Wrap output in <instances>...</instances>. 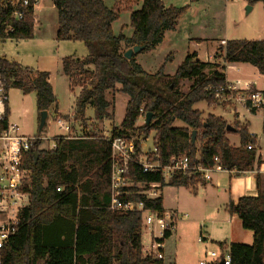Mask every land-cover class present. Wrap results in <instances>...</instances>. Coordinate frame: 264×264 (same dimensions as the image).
I'll list each match as a JSON object with an SVG mask.
<instances>
[{"label": "trees", "instance_id": "obj_1", "mask_svg": "<svg viewBox=\"0 0 264 264\" xmlns=\"http://www.w3.org/2000/svg\"><path fill=\"white\" fill-rule=\"evenodd\" d=\"M8 1L0 0V44L8 39L32 38L34 7H29L23 19L15 20ZM52 1L58 12L57 39L83 41L88 48L85 57L71 55L62 61L70 89L80 88L75 100L76 119L85 120L87 105L94 108L95 119L113 118L115 95L109 100L107 94L122 92L129 100L123 121L111 131L112 137L135 138L140 148L141 141L155 132L154 147L163 164L173 155L186 154L192 161L212 167L216 164L214 157L219 156L222 167L241 172L253 170L258 142L251 136L248 125L233 123V132L240 136V145L233 147L226 136L229 123L214 114L204 118L203 112L194 107L201 101L209 106L218 104L214 90L206 88L225 84L226 75L222 70H208L220 64L203 61L192 52L169 76L165 74L166 63L156 73H149L135 54L130 59L124 56L129 48L137 45L142 46L140 53L155 49L163 41L165 32L175 29L187 5L166 6L163 0H142L141 7L130 14L132 33L126 35L122 30L118 34L114 32L113 23L120 13L104 0ZM247 2L251 6L257 2L264 5V0ZM9 25L12 31L8 30ZM172 57L170 53L166 61ZM214 57H222L225 63H249L264 76V38L226 40L225 45L218 46ZM0 74L9 89L19 88L24 94L35 91L39 112L51 107L57 111V97L48 71L21 66L0 54ZM185 79L192 81L188 91L181 89V81ZM141 107L145 122L138 125ZM147 113H152L149 123ZM9 115L7 104L5 122ZM177 120L185 125L177 126ZM40 143L24 158V166L32 170L28 188L31 200L19 213L16 233L1 250L0 264H165L164 259L143 251L142 213L108 209L111 147L107 140L61 137L55 150L40 149ZM71 159L74 164L68 171L65 164ZM88 173L89 179L82 186L81 179ZM128 177L135 183L162 179L159 173H143L135 164L131 165ZM205 182L199 175H177L170 181L178 186ZM58 187L63 189L59 191ZM127 189L135 192L127 198L143 200L146 207L164 208L162 195L147 199L136 193L139 186ZM227 209L237 214L242 226L253 231L254 236L251 244L219 242L221 248H228L229 264H264V194L259 191L255 196L242 195L230 201ZM170 236L166 234V238ZM215 264L225 263L219 260Z\"/></svg>", "mask_w": 264, "mask_h": 264}, {"label": "rangeland", "instance_id": "obj_2", "mask_svg": "<svg viewBox=\"0 0 264 264\" xmlns=\"http://www.w3.org/2000/svg\"><path fill=\"white\" fill-rule=\"evenodd\" d=\"M104 1L106 5L115 7L120 13L119 19L113 23L114 32L118 34L122 30L126 35H131L130 14L133 10L141 7L142 0ZM164 2L177 7L186 5L188 7L179 18L175 29L165 32L166 39L164 42L153 50L135 54L136 60L149 73H156L165 63L167 73L175 72L180 62L185 58L187 45L192 37L205 39L202 46L198 48L203 59H207L212 50L216 53L218 48L215 47L218 43L216 39L220 37L229 39L264 38V5L262 2L252 5L249 12L247 11V0H164ZM37 13V15L46 13L48 17V24L44 32H34V36L29 39H8L0 44V53L2 56L15 59L24 66L49 71L51 85L57 97L58 111L67 115L73 111L80 88L76 87L74 91L70 89L69 79L62 70V61L71 55L85 57L88 54V48L83 41L57 39V11L52 0H40ZM221 44L223 45L220 41L219 45ZM170 53L173 54V57L170 61H166ZM213 59L218 62L214 63L217 65L223 62L222 58L215 59L213 57ZM191 84L192 81L187 80L181 84V89L188 91ZM113 95H116L115 114L112 119L103 121L108 130L105 131L103 124L101 125L102 122L96 121V125H91L94 122L89 123V119L85 117L84 124L86 127L88 126L87 129L76 131L73 127L75 132H72L70 136L103 137L111 134L110 130L113 126H120L125 116L129 96L122 92L114 94L110 91L108 99L112 100ZM8 100L11 111L9 121L18 123L24 134L35 135L40 133L52 138L55 134L62 132L55 120L59 115H55L54 107L48 110L45 126L41 131L39 130L40 112L37 109L35 93L24 94L21 89L11 87L8 90ZM223 106H209L205 101L194 105L195 108L203 112V116L215 114L232 122L234 109ZM86 115L94 117V109L88 107ZM69 116H62V118L72 120L76 117L74 112ZM76 121L80 122L78 119ZM175 124L177 126L185 125L180 120H177ZM236 141L237 139H232V142ZM142 146L144 150L155 148L154 132L143 141ZM162 196L166 208L175 209L181 214H188L187 217L182 216L179 219L173 237L165 241L166 264L211 262L212 258L206 255L207 250H215L220 254L227 252V247L221 248L219 246V242L224 241V239L229 243L230 241H239L247 244H251L254 240L253 232L242 226L238 215L228 211L229 193L226 189L217 187L214 176L211 182L194 185L178 186L167 182L162 189ZM201 235L205 238L209 235L213 240H201ZM142 244L144 246L149 244V237L144 229Z\"/></svg>", "mask_w": 264, "mask_h": 264}, {"label": "built area", "instance_id": "obj_3", "mask_svg": "<svg viewBox=\"0 0 264 264\" xmlns=\"http://www.w3.org/2000/svg\"><path fill=\"white\" fill-rule=\"evenodd\" d=\"M239 1V0H237ZM39 0H9L8 4L12 8V15L15 20H21L27 14L30 6L34 7ZM8 30L12 31L11 25ZM223 45L226 40H222ZM214 90L215 99L221 105L242 108L247 112L264 110V90L240 89L236 83L225 84L206 88ZM8 90L5 79L0 74V263L1 250L5 247L12 235L18 229L19 213L30 204L31 193L29 186L32 178V170L24 166L25 155L33 149L38 141L43 137L40 134H24L16 122H10L9 118L5 122L4 116L8 100ZM142 117L144 108H140ZM61 129L70 131L68 122L62 118H55ZM251 134V133H250ZM251 136L255 137L253 134ZM61 137L53 138L49 150L57 148V140ZM103 138L110 143L111 153L110 163V202L108 209L115 212H140L143 215V229L149 237V244L143 245V251L154 258H165L166 234L175 232L177 222L182 216L187 217V213L181 214L171 208L146 207L143 200L135 201L127 198L135 192L127 189L128 186H139L137 194L144 195L147 199H155L162 195V189L167 182H170L177 175H187L189 177L199 175L209 182L212 179L211 173L215 169H220L228 173H236V168L222 167L219 156L214 157L216 164L212 167H204L199 162L191 160L186 154L173 155L168 163L163 164L155 148L153 150L143 149V140L140 148L137 147L135 138L122 136L104 135ZM251 149L252 145H248ZM140 167L143 173H159L161 180L151 182L135 183L128 174L131 165ZM58 187L57 190H62ZM201 240H205L203 235ZM207 257L212 258L211 262L201 261V264H215L222 260L225 264L231 261L227 252L220 254L215 250H207Z\"/></svg>", "mask_w": 264, "mask_h": 264}, {"label": "crops", "instance_id": "obj_4", "mask_svg": "<svg viewBox=\"0 0 264 264\" xmlns=\"http://www.w3.org/2000/svg\"><path fill=\"white\" fill-rule=\"evenodd\" d=\"M165 5L169 6L166 3H165ZM38 7H39V2L34 8L35 33H37V32L39 33L42 31L44 32V30L46 29L47 24H48V17L46 15V13H42L41 15H37L38 14L37 13ZM54 8H55V5H54ZM56 11H57V9H56ZM57 21H58V12H57ZM57 29H58V22H57V27H56V33H57ZM165 39H166V34L164 35L162 42H164ZM228 39L229 38H227V37H220V38L216 39L218 43H216L215 47H218L217 45H219L220 41L228 40ZM204 40H205L204 38L192 37L188 42L186 55L188 53L196 52L198 54L199 59H201L203 61L211 62V63H218V62H216V60L213 59L214 54H215L213 50H212V53H210V55H208L207 59H203L201 57V51H199L198 48H200L202 46V43ZM186 55H185V57H186ZM3 57H5L9 61H14V62L19 63L21 66H24L22 63L16 61L15 59H10L4 55H3ZM221 58H218V59H221ZM222 61H223V58H222ZM181 62H180V64H181ZM220 65L222 67L225 65V69H222L221 66L214 67L212 65V67H209L208 70H212V69L222 70L223 73L226 75V80L228 82L236 83L240 89L251 88V89L264 90V76L262 74H260V72L258 71V69L255 66H253L249 63H240V62L225 63L224 61ZM24 67H29V66H24ZM29 68H32V67H29ZM33 69H35V68H33ZM35 70H41V69H35ZM44 71H46V70H44ZM174 73L175 72L167 73L166 69H165V74H167L169 76H172ZM185 81H187V79L181 81V84H183ZM49 82L51 83L50 75H49ZM69 87H70V82H69ZM30 93L36 94L35 91H32ZM107 98H108V94H107ZM128 100H129V98H128ZM115 102H116V95H115ZM8 105H9V102H8ZM213 106H223V105L218 103V104H215ZM88 107H92V106L87 105L86 109ZM223 107H227V106L225 105ZM229 107L234 109V120L231 122V121H228L227 119H225L223 117L222 118L225 119L229 123V125H231V126L235 122H239L241 124L248 125L250 133L253 134L255 136V138L257 139L258 146H257L256 161H255L253 170L243 171V172L238 171L236 173H228V172L220 170V169H215L214 171H212V173H211L212 179L209 182H211L213 180V176L216 177L217 187H219L220 189H222V188L226 189L229 193V201L228 202L236 201L242 195L255 196L259 193V191H261L264 194V110L256 111L255 113H253V112H247L246 110H244L242 108L238 109L234 106H229ZM73 112L75 114V102H74V107H73L72 113H69L67 115L71 116L73 114ZM55 115L56 116L59 115L60 117L67 116L64 113L59 112L58 108H57V111H55ZM202 116H203V113H202ZM215 116H218V115H215ZM85 117H86V119H89L88 120L89 123L94 122L91 125H96V121L102 122L101 123V125H102L103 121L105 120V119L104 120H97V119H95V117H90V116L86 115V110H85ZM203 117H207V116H203ZM74 119H72V120L65 119L68 122V124H70V127H71V130L69 132L65 131L64 129H61L60 126L57 124L59 130L62 131L60 134H55L52 138H49V137L41 135L39 133L43 137V139L41 140L39 148L43 149V150H49V146L52 143V139L55 136L56 137H66V138H71V139L83 138V137L70 136L72 134V132H75V131H73V127L76 129V131L86 130L88 127V126L86 127V124H84L85 123L84 121L80 120V122H79V121H76V119L74 121ZM140 120H143V122H140ZM144 122H145V117H141V119L139 118L137 124L142 125V123L144 124ZM76 124H78V125H76ZM103 127H104L105 131L108 130V129H106L104 124H103ZM114 127H118V126H113L112 129ZM112 129L110 130V132L112 131ZM154 135H155V132H154ZM226 136H227L231 146L238 147L240 145V136L238 134L234 133L233 129L229 130V133H227ZM233 138L235 140L237 139V141L232 142ZM144 140H146V139H144ZM258 160H260V161L258 162ZM73 164H74V161L72 159L67 161V163L65 164L66 170L70 171L73 168ZM76 166H78V165H76ZM89 174L90 173L84 174L83 178L81 179L82 186L85 185V183H87V181L89 179ZM258 179H260L259 183H258ZM81 193L84 194L83 191H81ZM227 205H228V203H227ZM163 206H164V204H163ZM164 208H166V207L164 206ZM227 220H229V219H227ZM173 234L169 238H172ZM169 238H167L166 240H168ZM253 238H254V236H253ZM207 239L213 240L210 238L209 235H207ZM224 242H226L227 245L229 244V242L226 239H224ZM237 242H239V241H237ZM165 250H166V248H165ZM164 255H165V252H164ZM164 261H165V258H164Z\"/></svg>", "mask_w": 264, "mask_h": 264}, {"label": "water", "instance_id": "obj_5", "mask_svg": "<svg viewBox=\"0 0 264 264\" xmlns=\"http://www.w3.org/2000/svg\"><path fill=\"white\" fill-rule=\"evenodd\" d=\"M252 9V6L251 5H248L247 6V11L249 12L250 10ZM142 50V46H134L132 48H129L124 56L128 59L132 58L133 54H136L138 52H140ZM47 116H48V111L47 110H44V111H41L40 112V125H39V130L41 131L45 125V122H46V119H47ZM151 117H152V113H147L146 115V122L149 123L151 121ZM228 130H231L233 129V127L231 125H228ZM195 134H196V130L193 131V137H195ZM223 262V261H222Z\"/></svg>", "mask_w": 264, "mask_h": 264}]
</instances>
